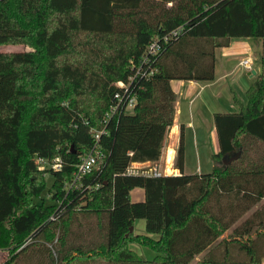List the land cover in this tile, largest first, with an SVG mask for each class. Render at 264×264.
I'll use <instances>...</instances> for the list:
<instances>
[{
  "label": "trees",
  "instance_id": "obj_1",
  "mask_svg": "<svg viewBox=\"0 0 264 264\" xmlns=\"http://www.w3.org/2000/svg\"><path fill=\"white\" fill-rule=\"evenodd\" d=\"M82 34L92 41L78 43ZM233 36L261 40V69L246 104L214 114L211 170L183 173L180 144L179 174H127L160 158L174 118L171 81L213 80L215 49ZM12 43L32 49L0 51V264H262L264 0H0V45ZM116 94L123 100L103 123ZM101 123L106 158L67 195ZM35 156L64 166L41 170ZM46 174L56 205L33 202ZM136 187L144 200H130ZM139 218L145 233L129 232ZM133 242L157 254L144 259Z\"/></svg>",
  "mask_w": 264,
  "mask_h": 264
},
{
  "label": "crops",
  "instance_id": "obj_2",
  "mask_svg": "<svg viewBox=\"0 0 264 264\" xmlns=\"http://www.w3.org/2000/svg\"><path fill=\"white\" fill-rule=\"evenodd\" d=\"M256 50L260 54L261 40L259 38L252 36L230 37L227 46L215 49L213 80H172L171 86L175 93L174 118L173 123L166 130L160 158L156 161L134 162V165L149 166L155 163H160V165L164 163V175H177L180 171L175 168V161L178 147L182 144L183 173L209 172L214 164L213 155L220 149L214 114L217 112L231 113L225 108L229 103L236 104V100H238L235 96L236 88L243 85L242 74L239 73L233 77L234 70L239 64L241 65L244 58L252 60ZM260 69L258 71L252 67L250 72L247 71V75L253 78L260 72ZM252 71L256 73L250 76ZM192 165L195 168H191ZM144 198L143 188L136 187L130 191L131 201H142ZM135 232L145 233L144 219L139 218L133 221L132 233L135 234ZM150 236L157 237L156 234H150ZM138 246L141 247L140 250L137 249ZM129 247L140 257H142V253H146L148 256L153 254L154 257L157 254L150 247L137 242L130 243ZM198 258L196 257V259Z\"/></svg>",
  "mask_w": 264,
  "mask_h": 264
},
{
  "label": "built area",
  "instance_id": "obj_3",
  "mask_svg": "<svg viewBox=\"0 0 264 264\" xmlns=\"http://www.w3.org/2000/svg\"><path fill=\"white\" fill-rule=\"evenodd\" d=\"M173 32H176V30H174ZM166 38L167 35L164 36V39ZM156 49L157 43L156 41H153V43L148 46V53L154 54ZM241 65L249 72L252 70V60L250 58H244L241 61ZM115 98L117 99V103L111 106L105 116V119L103 120V123H106L108 119H110L112 114L116 112L117 106L123 100V97L119 94H116ZM134 102V97H130L128 100H126L125 110L128 111L129 109H132ZM92 131L95 138V145L90 151L81 155L80 162L77 164V168L73 172L71 181L68 182L65 186L67 195L75 190H80L84 186L86 178L93 174L97 169H99L106 158L105 152L102 151L101 146L98 143L101 131H97L95 129H92ZM35 162L41 170L52 169L55 171H60L64 166V161L61 157H56L53 160H49L45 157L35 156ZM126 173L133 175L142 174L152 177L164 175V171L158 163L149 166H137L134 165L133 162L126 168Z\"/></svg>",
  "mask_w": 264,
  "mask_h": 264
},
{
  "label": "rangeland",
  "instance_id": "obj_4",
  "mask_svg": "<svg viewBox=\"0 0 264 264\" xmlns=\"http://www.w3.org/2000/svg\"><path fill=\"white\" fill-rule=\"evenodd\" d=\"M92 39V37L90 36H85V35H79L77 37V41L79 43V41L82 40H86L89 41ZM92 41V40H91ZM32 46L28 43H16V44H4V45H0V51H24V50H31ZM78 51V49H77ZM76 54V53H75ZM252 67H254V69H257L259 71L260 69V54L258 52V50H256L253 54L252 57ZM241 73L243 76V85L241 84L239 87L236 88V92H235V96L236 98L242 102V103H246V94L245 91L247 89V87L252 83L253 78L249 77L247 75V70L242 66V65H238L235 70H234V74L233 77L236 76L237 74ZM232 78V77H231ZM230 78V79H231ZM226 111L228 112H233L237 110V105L235 103H229L228 106L225 108ZM132 110L129 109L128 112H131ZM103 127V124L101 123L100 127H95V130H99ZM160 164V163H159ZM162 170L165 172L164 169V163L162 165H160ZM195 168V166H191V168ZM53 181H54V177L51 174H46V182H45V186L42 189V191L40 192V194L35 195L33 197V202L34 203H44L46 206L49 205H56L57 201L55 198L52 197V193H51V189H52V185H53ZM258 206H260V204L258 203L257 205H255L249 212L248 214H245L240 220H242L244 217H246L247 215H249V213L251 211H253L254 209H256ZM239 220V221H240ZM238 221V222H239ZM237 224V222H236ZM136 231V230H135ZM137 233V232H135ZM228 234V231L225 232L224 235ZM222 235V236H224ZM140 246H138V250H140ZM145 254V255H143ZM142 258L144 259H152L153 254L151 256L146 255V253H142ZM7 257V252L0 250V263ZM262 264H264V260L262 261Z\"/></svg>",
  "mask_w": 264,
  "mask_h": 264
},
{
  "label": "water",
  "instance_id": "obj_5",
  "mask_svg": "<svg viewBox=\"0 0 264 264\" xmlns=\"http://www.w3.org/2000/svg\"><path fill=\"white\" fill-rule=\"evenodd\" d=\"M255 73H256L255 71H252V73H251L250 76H252V75L255 74ZM238 155H239V153H238L237 155L233 156V157H237ZM231 159H232V158H227V156L225 155V156L223 157V163L226 164V163L230 162ZM129 232H132V227H130Z\"/></svg>",
  "mask_w": 264,
  "mask_h": 264
}]
</instances>
